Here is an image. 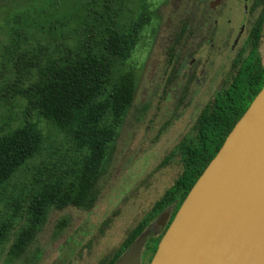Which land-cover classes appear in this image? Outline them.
<instances>
[{"label": "trees", "instance_id": "trees-1", "mask_svg": "<svg viewBox=\"0 0 264 264\" xmlns=\"http://www.w3.org/2000/svg\"><path fill=\"white\" fill-rule=\"evenodd\" d=\"M128 1L63 0L60 4V0H16L0 7L3 63L23 75L14 84L17 94L27 108L68 136L78 154L62 173H51L33 190L27 206L30 223L12 244L11 254L24 251L51 206L82 207L94 202L103 163L136 95L137 69L127 63L153 18L151 5L141 0L137 16L127 24L120 23L118 19ZM263 20L264 14L251 34L253 48L258 45ZM174 48L170 47L171 52ZM246 71V64L237 63L230 79L234 86L207 102L191 131L160 164L177 160L182 165L174 184L129 228L122 244L98 264H115L165 212L170 211L173 220L196 180L264 85L261 74L248 77L247 73L246 77ZM46 140L39 122L26 117L0 133V195L28 161L43 151ZM15 204L13 215L0 216V243L13 227L20 202ZM159 240L148 239L146 252L150 260Z\"/></svg>", "mask_w": 264, "mask_h": 264}, {"label": "rangeland", "instance_id": "rangeland-1", "mask_svg": "<svg viewBox=\"0 0 264 264\" xmlns=\"http://www.w3.org/2000/svg\"><path fill=\"white\" fill-rule=\"evenodd\" d=\"M14 1L0 0V7ZM146 1L151 5L153 18L127 63L137 69L135 99L103 163L94 202L82 207L51 206L34 239L19 255L10 250L30 223L27 206L33 190L51 173H62L78 154L68 136L27 108L14 85L23 75L3 63L0 48V133L26 117L39 122L47 135L43 151L28 161L0 195L2 218L13 215L15 203L20 202L8 238L0 243V264H98L122 244L129 228L152 209L182 171L177 160L160 164L191 131L211 100L203 94L204 88L194 94V84L175 77L179 67L175 59L168 62L175 33L188 26L186 15L191 0ZM140 2H126L118 21L127 24L137 16ZM2 15L0 11V23ZM1 42L4 38L0 31ZM149 258L150 255L142 264H148Z\"/></svg>", "mask_w": 264, "mask_h": 264}, {"label": "water", "instance_id": "water-1", "mask_svg": "<svg viewBox=\"0 0 264 264\" xmlns=\"http://www.w3.org/2000/svg\"><path fill=\"white\" fill-rule=\"evenodd\" d=\"M149 225L115 264H140ZM149 264H264V85L163 233Z\"/></svg>", "mask_w": 264, "mask_h": 264}, {"label": "flooded vegetation", "instance_id": "flooded-vegetation-1", "mask_svg": "<svg viewBox=\"0 0 264 264\" xmlns=\"http://www.w3.org/2000/svg\"><path fill=\"white\" fill-rule=\"evenodd\" d=\"M262 14L264 0H191L186 15L188 26L180 27L175 33L172 43L175 47L172 51L174 57L171 53L168 59L169 63L175 59L179 64L175 77L180 80L186 78L194 84V94L204 88L203 94L209 95L211 100L234 86V80L230 79L234 76L237 63L246 64V77L247 73L248 77L261 74L264 79V49H261L264 20L256 48L252 47L250 41ZM170 216V211L165 212L151 223L164 225L160 233L150 237L161 239L172 221ZM147 242L140 264L150 255L146 252Z\"/></svg>", "mask_w": 264, "mask_h": 264}]
</instances>
